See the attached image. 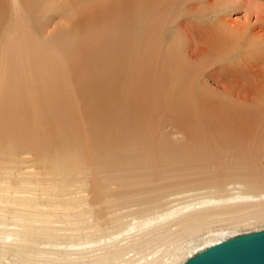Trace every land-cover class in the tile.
Listing matches in <instances>:
<instances>
[{"label":"bare ground","instance_id":"6f19581e","mask_svg":"<svg viewBox=\"0 0 264 264\" xmlns=\"http://www.w3.org/2000/svg\"><path fill=\"white\" fill-rule=\"evenodd\" d=\"M8 1L0 264H181L264 229V0ZM238 8L247 21L232 27ZM162 107L179 108L181 128L192 107L183 145L159 133ZM129 137L138 145L120 140ZM166 149L197 156L199 176L87 182L94 164Z\"/></svg>","mask_w":264,"mask_h":264},{"label":"rangeland","instance_id":"374dc122","mask_svg":"<svg viewBox=\"0 0 264 264\" xmlns=\"http://www.w3.org/2000/svg\"><path fill=\"white\" fill-rule=\"evenodd\" d=\"M2 1L3 3L6 2L4 8L5 11L2 13L4 15V21L10 22L9 1L8 0H2ZM244 11L245 10H243V8H238L231 13L230 17H228L229 23L231 24L230 26L232 27L238 25L241 26L247 21L248 15L245 14ZM262 14L264 16V13ZM249 18H251L250 20L252 22H255L254 15L252 16L250 15ZM56 21H58V17L56 14L53 13L49 21L52 22L49 27L50 30L53 28ZM190 28L191 25L190 27L187 28L185 26L182 27L184 36L186 37L194 36V33ZM257 30L258 29H255L253 33H256ZM198 57L199 56H193V59H196ZM219 81L214 82L213 80H211L212 83L211 88H218L220 92L227 90L228 87L225 89L222 84L218 83ZM189 108L190 110L188 112L187 121L181 122L182 125H184L183 128H181L180 126L181 115L176 110L179 108L162 107L157 112L154 113V116L159 117L158 126L160 127L159 131H161L159 133H162L163 135H167L169 142H172L174 144L175 142H177L176 144L183 145L182 142L184 140L185 135H186L185 138L187 137L188 139L194 135L193 134L194 131L192 129V127L194 128V123L189 120V118L194 115V111L192 107ZM120 140H122V142H125L127 145H130L131 143H135L138 145L137 140L139 139L135 140L134 138L129 137V138H121ZM101 141L105 142L106 140L102 139ZM101 141L100 144H102ZM114 145L121 146L118 143H115ZM171 150L172 149H166V151L163 152L161 158H154V159L146 157L143 155L142 152H140L137 156L134 157L133 164H125L126 166L123 167L116 166L110 169H106L105 166L99 168L98 165L94 164L93 171L90 175H88L87 182H187V180L196 177L195 175H198L197 174L198 170L194 167V165H196L197 162L198 164L200 163V161L198 160L199 158L197 156H195L196 158L194 156H191V158H188L187 160H181L180 158H177ZM29 152L26 153L23 152L21 155L19 154V156H22L24 153L25 156H27V153L28 156H31L32 152L30 153ZM164 153L166 154L164 155ZM206 161L207 164L211 163V161L209 160ZM242 233H243L242 230H239L236 231L233 235L236 236Z\"/></svg>","mask_w":264,"mask_h":264},{"label":"water","instance_id":"95a60500","mask_svg":"<svg viewBox=\"0 0 264 264\" xmlns=\"http://www.w3.org/2000/svg\"><path fill=\"white\" fill-rule=\"evenodd\" d=\"M181 264H264V229L226 238Z\"/></svg>","mask_w":264,"mask_h":264}]
</instances>
